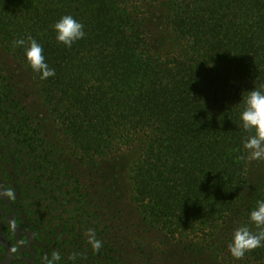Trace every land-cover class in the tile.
Segmentation results:
<instances>
[{"label":"trees","instance_id":"16d2710c","mask_svg":"<svg viewBox=\"0 0 264 264\" xmlns=\"http://www.w3.org/2000/svg\"><path fill=\"white\" fill-rule=\"evenodd\" d=\"M66 14L86 33L70 48L53 29ZM28 37L54 76L15 46ZM10 61L33 74L56 134ZM254 85L264 0H0V264H158L139 260L142 229L199 248L195 264H264V246L228 251L238 227L258 231L249 216L264 200V170L247 187L254 133L239 120ZM130 146L127 196L115 163Z\"/></svg>","mask_w":264,"mask_h":264},{"label":"clouds","instance_id":"9594fccd","mask_svg":"<svg viewBox=\"0 0 264 264\" xmlns=\"http://www.w3.org/2000/svg\"><path fill=\"white\" fill-rule=\"evenodd\" d=\"M53 29L56 40L69 48L86 36L84 25L70 14L56 21ZM14 44L24 46L25 59L31 69L40 74L41 79L55 75V70L46 62L42 45L34 38L18 39ZM242 102L243 108L239 114L241 127L245 131L254 133L244 141V147L249 150L250 159H264V88H256L254 85L247 90ZM249 218L258 231L253 232L248 226L238 227L228 244V251L237 260L242 259L246 252L264 246V200L257 201V206L250 212ZM101 246V241H93L95 249L99 250ZM56 258L58 259V256Z\"/></svg>","mask_w":264,"mask_h":264},{"label":"rangeland","instance_id":"374dc122","mask_svg":"<svg viewBox=\"0 0 264 264\" xmlns=\"http://www.w3.org/2000/svg\"><path fill=\"white\" fill-rule=\"evenodd\" d=\"M15 76V83L20 89V93H26L25 103L31 109V111L38 113L43 121L47 124L50 132L56 134L58 132L57 124L50 118L40 92L38 90V85L34 79L33 74L23 66H20L13 61L9 62ZM137 153V147L130 146L124 147L121 149V152L118 153V158L116 160L115 166L120 176L119 189L120 192H123L128 196V187H127V168L131 160ZM264 170V159L253 160L250 159V152L247 157V187H250L256 181L258 175ZM120 194V193H118ZM132 209V207H131ZM123 217L125 219V224L128 226L129 235H135V238L138 239L142 245L143 251L137 249V255L141 262H147L149 257L148 254H152V259L158 260V264H195V260L198 259L201 251L199 248H195L193 251L191 244H184L172 241L170 238L164 234L156 231H144L143 229L136 233V224L138 223L137 214L133 210H125L123 212ZM138 235V236H137ZM125 242V241H124ZM136 247V246H135ZM198 247V246H197ZM193 252L190 255H187L188 252ZM144 252V253H143ZM203 253V252H202ZM198 254V255H197ZM201 256H204L201 254ZM209 264H231V263H222L213 261Z\"/></svg>","mask_w":264,"mask_h":264}]
</instances>
